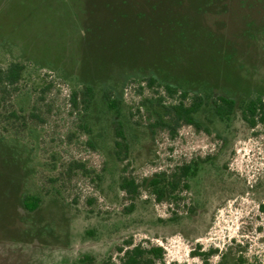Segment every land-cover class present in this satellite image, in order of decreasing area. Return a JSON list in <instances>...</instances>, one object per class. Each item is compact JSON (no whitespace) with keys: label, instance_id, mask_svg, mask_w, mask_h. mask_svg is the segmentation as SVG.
Segmentation results:
<instances>
[{"label":"rangeland","instance_id":"obj_1","mask_svg":"<svg viewBox=\"0 0 264 264\" xmlns=\"http://www.w3.org/2000/svg\"><path fill=\"white\" fill-rule=\"evenodd\" d=\"M11 61L24 72L10 108H27L32 95L46 121L16 134L0 123V264H110L129 239L161 246L157 264H264V125L250 127L239 109L218 120L205 106L200 129L152 127L177 99L165 83L239 106L264 100V0H0V66ZM84 84L95 93L86 113L68 106ZM105 88L118 113L104 104ZM116 119L134 176L196 163L178 208L144 187L125 212ZM29 193L42 196L33 212L21 202Z\"/></svg>","mask_w":264,"mask_h":264},{"label":"trees","instance_id":"obj_2","mask_svg":"<svg viewBox=\"0 0 264 264\" xmlns=\"http://www.w3.org/2000/svg\"><path fill=\"white\" fill-rule=\"evenodd\" d=\"M24 72V65L18 61H11L6 65L0 66V123H3L5 131L16 134L20 132L21 124L24 129L30 124L38 126L46 121V110L32 98L28 97L27 108H10L12 92L18 87ZM157 82L155 76L150 75L147 78V84L152 86ZM164 92L177 99L168 101L162 105V112L157 113L152 127H164L171 136H175L177 129L181 125H191L197 129L202 128L196 115L205 106H208L211 114L218 120L229 119L237 109L241 112V118L247 122L250 127H255L258 123L264 125V100L261 97H251L244 104L238 105L236 98L223 93L203 94L198 92L190 93L187 90H179L171 83H165ZM51 88V82L43 85L41 92H48ZM125 94V88L121 91ZM93 87L84 84L73 89L68 96V106L70 109L81 108L87 112L94 99ZM102 100L107 109L119 112L120 99L110 90L103 89ZM42 100V99H41ZM160 101V100H159ZM9 104V105H8ZM78 127L86 134L91 133V129L81 118ZM207 129V128H205ZM16 130V131H15ZM114 131V155L117 161L123 164L119 176V189L131 201L125 212H131L135 207V198L140 194L142 188L150 189L151 195L157 203L166 202L173 208H178L182 203V192L189 187V178L196 171V163L182 162L173 165L169 169L155 171L148 177H136L130 171L129 143L126 138L124 125L120 119H116L113 124ZM2 136V134H0ZM86 144L95 148L92 139L87 138ZM76 169H83L81 163H74ZM23 207L28 212L35 211L42 203L41 194H24L21 198ZM264 212V204L260 205ZM176 217L177 212L173 213ZM117 260L110 264H157L163 261L164 249L159 245L144 246L141 243H135L129 239L116 247ZM204 264H208L205 262Z\"/></svg>","mask_w":264,"mask_h":264}]
</instances>
